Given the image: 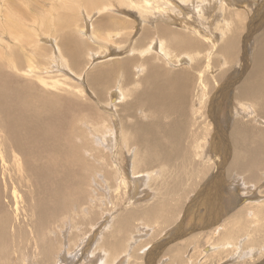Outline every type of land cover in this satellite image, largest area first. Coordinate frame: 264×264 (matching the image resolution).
Returning <instances> with one entry per match:
<instances>
[{"label": "rangeland", "instance_id": "374dc122", "mask_svg": "<svg viewBox=\"0 0 264 264\" xmlns=\"http://www.w3.org/2000/svg\"><path fill=\"white\" fill-rule=\"evenodd\" d=\"M42 1L43 0H0V4H2V8L0 9H3L4 13H6L7 7L13 3V6L15 8V12L13 15L16 16L17 13H21L22 17H27L26 19L23 18L24 26L22 28L29 32L31 30L35 34L31 36V38H27V41L25 43L21 38H17V40L14 39V37H17L18 30H14L13 32L9 33L10 31L8 30V28L2 27L5 28L7 32H2L5 35L1 34L0 32V37H2L4 42H6V44L3 45L4 48L0 45V59L2 61H15L13 59L20 58V65L23 66V70L29 69L28 64L30 62V59H36V61L33 62L41 65V69L43 70L40 71H43L42 74L48 79V81H60L61 86L65 85V83H68L66 84V87L68 88H71L72 84L74 85V87L71 88L69 92L74 90L75 94L73 92H70L69 94H71L72 96L77 94L76 96H74V98L72 96L71 97L76 103H78L79 107L82 106V108H84H76L73 112L75 114V111H78L76 114L79 115V122L76 131L79 130L82 136L81 144H85L87 149L91 148L95 152L94 154L90 153V151L87 150L85 154H81L79 157L80 162L83 163L86 169L90 170V172L92 173L89 174V179H86L87 183L84 182L83 185L78 187V189H80L79 191L81 192L80 197L65 199V207L59 209L58 214L55 215L52 219L46 220L53 223L54 225L55 219L63 221L61 223V226L55 225V228L57 230H59L61 227L63 228V230L59 234L65 239V246L67 245L68 232L72 234V237L74 239H81L84 230L88 229L89 231H92V237L90 240V244L85 247L84 253L82 255H84V258H86V251L90 246H92L90 251L94 250L96 254L99 255L100 251L96 248L95 242L98 239L103 226H100L101 223L98 222L96 224L98 225V228L92 229V224H94L95 221L99 218V214L103 212H106L107 214L109 213L115 220L118 215L128 207H138V209L140 210L145 206L147 207L148 205H152L151 202L155 200V195L157 192L156 188L158 184L166 178L165 177L160 181H156L158 179V170L156 168L152 169L149 166H154L158 161H162L163 154H157L156 147H154L155 154L151 151H147L145 143L148 141L151 143H156V140L154 139L155 137L152 136H154L153 130L155 131L158 127V120L156 119L157 121L155 122L151 115L156 112V109L164 107L160 106V102L149 104V101L152 100L151 97L154 96L155 91L153 90V85L151 84L150 80L148 82H145V80H148V77L151 74L148 66L153 64H159V66L162 67V71L165 70L174 77L178 76V78L176 77V80L178 82L176 83L175 87V91L178 93L176 98L184 106H181L182 104L175 100V98L173 102L176 103L177 101L178 105L180 104V106H177L179 107L181 112L185 108H187L186 114H191L193 120V114L196 113L197 116H201V118L198 119V121L201 119L199 123L205 128L204 132L208 131V133H210L211 135L207 139V142L210 143V145L208 144L209 146L207 145L206 147V144L202 143L201 157L199 158V161H201L203 164H208V168L204 169L201 172L192 173L188 176V187L193 188L187 191V203L182 210V217L180 218V220L176 224L174 223L175 225H171L169 220L167 223L168 228L152 242L153 247L151 249L148 248L149 250L147 248L140 249L139 252L141 254L145 253V264H152L155 260V264H167L169 259L167 255L164 256V253H166L167 248L172 243L175 244V241L183 237H192L193 234L197 233L198 231H204L206 229L209 230L211 227L208 228L206 224H214L215 222L214 225H217L218 223L222 222L230 213L236 210V207H239V209L243 207V200L250 201L259 199L264 196V150H262L261 148L264 145V125H262L264 121L259 119V116L261 117L259 107L257 108V106L255 107L254 105L252 109H250L247 103L246 105L245 103H243L244 101H249L250 103V100H247V98L244 97L245 92L250 89L252 91L258 90L261 83V80L257 78L258 80L256 82H250L257 84V86L255 84L250 85V88L247 89L249 87L247 79L252 69L255 68L258 63H264V0H238L240 2H237L236 5L234 2H231V0H226L227 2L225 0H216L217 6H214V10L216 9L215 11L210 7V0L204 1L208 5L203 10H201L199 6L195 7L194 5H188L184 3L182 4V2H180L181 0H177L180 4H182V8H178V11H175L176 13H171V9L169 12L175 16H171L169 19H160L158 15L164 13L175 5H165V3L161 0H146V2L144 3L145 6L144 8H142V10L139 9V6L137 5L141 0H130L129 2L124 3H120L117 0H109L112 6H106V10L103 11L98 9L100 6H102V3H98L92 7H87L86 4L82 3L85 8L80 7L78 9V6L80 4L79 2L77 4V7L69 12L66 8L60 9V11H62L63 9L65 10L64 16L67 19L66 24H61L62 19L60 21H57V23L55 24L53 22L48 23L37 15H32L30 11L41 10V5L56 4V0H45V3L43 1L44 4H41ZM29 4L31 6L28 9ZM226 4L229 6H227ZM158 5H160V7H158ZM97 10L99 11V13L97 12ZM91 11L93 17L92 22L94 23V25L92 24V22H89V29H92L95 32L94 35L97 34L95 37L98 40H96V38L93 39L94 37L92 38V36L90 37V32L87 28L86 29L88 33L86 35L79 31L81 28H85V25H88L87 23H84V17L86 12L89 13ZM235 11L240 12L242 16L240 14H236L237 12ZM224 15L225 17L226 15L231 17V19L230 17H227L228 19H230L229 22L228 19L224 17ZM173 18L174 21L177 20L175 21V23H173L174 21L172 22V20H170ZM6 19H9V16H7ZM232 19L234 21H232ZM166 20H168L170 24H172L171 27H173V30L179 31L184 34H191V36L195 38H203V36H206L210 39L213 38L214 40L212 41L214 42V48L208 50L211 44H208L209 42L205 40L204 45L199 49L201 50V53L196 55L193 61L187 58V62L185 59L181 60V62H177L178 64L175 62L174 57H172L173 60L169 58L167 60L168 63L164 59H159L160 55L158 56L155 51L151 54L144 53L143 55H140L137 50L144 48L155 37H159L160 40L164 39L166 47L170 49L173 55H178V53L180 52L187 51V49L179 50V48H176L169 42L167 36L161 37L159 36L160 33H155L156 29L154 25H157V22ZM230 21H232L231 24ZM229 27L231 28L230 30L227 29ZM147 28H149L152 32L150 33V35ZM153 28L155 29V31ZM223 30L226 32L224 33ZM235 30H237V32ZM146 31L148 33H146ZM106 32H112L113 34L115 32H118L120 34L116 35L111 39V41L108 42L103 37ZM49 34L52 35V37L49 39H52V41L56 43L55 46L50 45L51 41L46 40L48 39L46 35ZM40 36L42 39L38 40L37 42V39H39ZM44 37H46V39ZM71 38V41L76 42V45L79 46L80 49V51L77 53L76 61H73L72 59V56L70 54L71 49L67 52V50H69L68 48H72L73 46V43H71L70 41ZM226 41L229 43H227ZM68 42H70V44ZM217 42L218 44H216ZM66 43H68V45L70 46H66ZM80 43H83L85 47H81ZM106 43L108 45H114L112 47L109 46L108 49L106 48L108 46ZM227 44L230 45L228 46L229 48L227 47L228 49L226 48ZM41 46L44 48H41ZM205 46L206 48H204ZM133 48H135L136 50H134L131 56L136 54V56L134 57L138 60L137 63L146 65V70L140 72L139 74L134 73L133 76L132 74H129L127 72L124 73L125 70L123 68H119L120 70L118 68L114 70L115 72H113L112 77L109 78V83H107V85L105 86V94L103 97L104 100H102L101 97L99 98L100 93L99 95L97 94V92H100V90L98 89L97 92L96 90H94L97 89V87L95 88L96 85L92 82L91 76H89V74L93 71L95 73L98 67H113V62L116 61V59L118 60V58H127L126 56H129V51ZM233 48L235 50H232ZM94 49L98 51L101 49V54L98 55V53L94 52V54H97L96 57H88L89 51ZM224 49L227 50H225L224 52ZM2 50L4 52H9L2 53ZM229 50H232L233 53ZM102 51H104V53ZM221 53H223L224 56ZM234 53L235 56L233 57ZM60 54H62L63 58L65 57L64 59L66 60H62L59 58H55V60L53 59L56 55ZM230 56L233 58H231ZM225 57L226 59H228L225 60ZM208 58L209 62L206 60ZM1 60L0 64L2 65ZM201 61H203L202 63H205L207 67L205 71L201 70L199 72L200 74L203 73L205 77V91L201 92V90H199L200 92H198V95L192 105L190 96L192 98V96L197 91V87L200 83V78H195L194 76V74L198 72L194 70L195 68L192 69V67H194V65H202ZM90 62L93 64L88 67L89 69L85 68L86 65H89ZM55 63L57 66L55 65ZM63 64H65L69 68H73V71L75 70L74 72L77 71L79 73H83V78H80L79 81L75 77L62 72L61 69L63 67ZM11 69L9 68V70ZM11 72L16 73V71L14 70H11ZM190 72H192V74ZM115 73L118 74L116 75ZM16 74L19 75L22 79H30L29 81L34 82L39 87H41V85L42 87H44V84L34 77L30 78L26 75H22L18 71ZM117 76L119 77L118 79H116ZM58 79L60 80L58 81ZM119 79H122L123 83L138 82L140 86L133 88L134 93L125 92L124 96L121 99L116 98L117 102L111 106L112 95L110 94L114 95V92L117 90H115V88L118 86ZM165 79L166 77H162V79L159 80V85H161V92L159 93L158 97L166 99L167 101V94L169 93L170 85L167 86ZM18 81L20 82L21 86L24 85L21 83V79H19ZM70 83L71 85H69ZM96 83H98V81ZM144 83H146V86ZM177 85L179 86V88H177ZM1 86L2 87H0V93H2L1 88L3 87H6V90L20 88L17 90H19L18 92L21 91V87L16 83L9 84L7 81V84L5 86L3 84H1ZM47 89L58 91L52 87H48ZM60 91H58V93ZM66 96L68 95H65V97ZM242 97L243 99H245L243 100ZM181 98H183L182 100H185L186 102H183ZM118 99L120 102H118ZM254 99H252L251 101L253 102L254 100L259 102L256 97ZM102 101L103 103L101 104ZM256 103L254 102V104ZM198 111H200V113H198ZM246 111L251 112L250 114H247ZM172 118L177 120L176 124L172 122ZM190 118L191 117H189L185 121L181 120L180 122L179 120L182 118L179 117L178 119V116L175 117V115L174 117L171 116L169 118H165L163 116L160 118V120H163V124H170L169 128L174 133V136L170 137L172 139L170 141H168L167 138H163L165 141L169 142L171 148H168L169 146H166L168 144H162L163 146H166L165 148H167L169 152H171L172 149L173 156H171L170 163L173 161L176 168L180 169L179 171H177L178 176L182 174L183 169L178 159L181 157H177L176 155H174V149L175 145H178V143L180 142L181 131L184 130L182 127L184 126L186 129L189 128V126L187 125H189ZM202 120L204 121L202 122ZM203 123H207L208 126L207 124H205L207 127L204 126ZM144 124L146 125V128H144ZM102 126H104V128ZM175 126L180 128H176ZM111 127L114 134L113 141L117 149H115V152H112L110 150V147L106 145V137L104 134H102L103 129L109 130ZM125 129L128 132V137L123 135V131ZM172 129L176 130L174 131ZM178 129L181 130L179 131ZM242 134L247 135L249 139L252 138V142L246 140L247 138L245 135L243 136V139H241ZM141 137L144 138V140H142ZM149 137H152L153 141H150L151 139H148ZM146 138L148 140H146ZM221 138L225 140V146H223ZM173 139L175 142L173 141ZM77 140L78 136L76 134V141ZM125 141H127V145H134V147L132 146L130 149L128 147H125ZM234 141H236V144ZM234 144L236 149H241L242 151L233 152V150L231 149ZM118 148H120V150L122 149V151L118 152ZM158 148L159 147L157 146V149ZM136 151L139 153L138 156L135 155ZM157 151H160V149H158ZM239 153L241 156L239 155ZM145 157L148 161H143V158ZM235 158H239V161H235ZM253 158H256L257 160ZM140 160H142L143 162H141ZM106 162H110V166H108ZM115 162H117V165L119 166H117ZM255 162H257L258 165H254L256 164ZM170 163L169 170H171V168L173 167L170 166ZM250 163L252 167L253 165L255 166L253 168L251 167V170L247 167L248 165H250ZM145 164L147 165L146 167ZM234 164L236 165L234 166ZM12 167L14 171L17 168L14 161H12ZM192 167L195 168V165L193 164ZM254 168L259 170L257 171ZM250 171H252V173ZM237 173L241 176L252 178V182H247L245 181V179H242V181L241 178L243 177L240 176H237V178H235L233 175ZM208 174H210V176H207L208 178H205V176ZM14 178L17 180L14 185L16 186V189L20 190L22 194L27 193L24 199L29 205V211L31 212L32 209L36 208L34 205L37 199V197H35L36 192H34L36 190L33 187L31 189L30 185L27 187L25 186V183H23L25 179L24 174L16 173L14 174ZM137 179L141 181L139 183L141 184V186L136 182ZM206 179L208 180V182H206ZM253 179L257 182L256 185H254L255 183ZM10 183L12 184V182ZM242 183L246 184V188ZM192 190L193 192H191ZM227 191L232 196L233 192H235L234 196L236 197L241 194L242 195L241 197H239V199L234 198V205H231L232 207H228L227 211H223V209L225 208V204H227V202L229 203L230 198H232V196ZM124 192L126 196L124 195ZM180 195L184 198L186 197L184 193H181ZM64 196H66V194ZM131 196L132 198H130ZM91 198L93 200H91ZM23 200L20 202V205L22 206L23 204H25V206H27L25 202L23 203ZM32 200H34L35 202ZM118 201L121 203L117 204ZM141 206L143 207L141 208ZM92 207L98 208V211L94 214L90 213V209ZM101 207H103V209H101ZM48 211L52 212L53 208L50 207ZM210 211L213 213H211ZM177 213L173 214V217H175ZM104 220L105 218L103 219V223ZM205 221L208 222L205 224ZM181 223H183V226H179V224ZM138 228L146 229L145 225H141ZM151 231L152 229L149 228L148 234H152ZM52 233L53 236L56 237L57 233L55 232V230L49 232V235H52ZM147 235H144V239L147 238ZM161 236L164 237L163 240L165 248L163 250H160L159 252V245L163 242V240L159 242L157 240ZM205 239L206 238L203 236L197 237V244L200 245V249L203 247ZM243 240L244 238H242L241 241ZM199 241H202V246L200 243H198ZM179 243L184 248L185 244L181 243V241H178V244ZM131 246L128 252L129 254L125 257H121L120 261H123L121 264H128V261L130 260L129 257L131 255ZM157 248L158 253L154 255V252L157 251ZM193 251L195 252V250L191 248L189 251H187L186 254L184 253L186 258L189 257L187 259H190L187 264H192V261H194L193 264L205 263L206 257L205 259L204 256L201 257L200 255L194 257V255H191ZM198 251L197 253L200 252ZM66 254V250L63 254H60L66 256L65 262L63 264H80L77 259L75 260L70 257L73 255V257H75L76 253L74 254L73 252H71V254L69 255ZM87 256H89V260H93L91 259L93 256L90 255V252ZM149 256L152 257L150 258ZM217 257L219 256H215L213 258L216 259ZM96 258L98 257H94V259ZM195 258H197V262ZM147 260L152 261V263H148ZM255 260L250 261L248 257L245 258L243 257V255L239 256V252L237 250L234 254L229 255L226 259L221 261L220 264H264V257L261 260Z\"/></svg>", "mask_w": 264, "mask_h": 264}, {"label": "bare ground", "instance_id": "6f19581e", "mask_svg": "<svg viewBox=\"0 0 264 264\" xmlns=\"http://www.w3.org/2000/svg\"><path fill=\"white\" fill-rule=\"evenodd\" d=\"M43 1L45 3V0ZM43 1L41 2V4H44ZM117 1L120 3H124V2H129L130 0H117ZM161 1H163L165 5H175V6H172L170 9H168L164 13L159 14L158 17L160 19H164V18L169 19L171 16H175V15H172L171 13L172 12L176 13L178 11V8H182L183 3L188 4V5H194L195 7L199 6L201 10H203L208 5L207 3L204 2L206 0H185V1L181 0L180 2H182V4H180L177 0H161ZM79 2L80 4L78 6V9L80 7L85 8L82 5V3L86 4L87 7H92L98 3H102V6L98 8L101 11L106 10L105 9L106 6H109V5L112 6L109 0H56V4L41 5V10H32L30 11V13L32 15H37L38 17H40L41 19L45 20L48 23L53 22L56 24L57 21H60L62 19L61 24L63 23L66 24L67 19L64 16L65 10L63 9L62 11H60V9L66 8L69 12L75 9ZM145 2L146 0H141L137 4L139 6V9L142 10V8H144ZM231 2H234L236 5L237 2H240V1L231 0ZM241 2H246V1H241ZM11 5L7 7L6 13L3 12V9H0V32L3 35L5 34L2 32H7L6 29L2 27L8 28V30L10 31L9 33L13 32L14 30H18L17 37H14V39L17 40V38H21L22 41L26 43L27 38L29 37L31 38V36L35 34L31 30H30L31 32L30 33L29 31L22 28L24 26L23 18L26 19L27 17L26 16L22 17L21 13H17L16 16L13 15L15 12V8L13 6V3ZM30 6L31 5L29 4L28 9L30 8ZM214 6H217L216 0H210V7L213 10H214ZM158 7H160V5H158ZM0 8H2V4H0ZM171 9L174 11H172ZM170 10H171V13L169 12ZM238 11H235L237 12L236 14H240V12ZM97 12L99 13L98 10ZM89 13L86 12L85 17H84L85 22L83 21L84 23H87L88 25H85V28L83 27L79 30L81 33L85 35L88 33L87 29L90 28L89 22L91 23L92 18H93L91 14L92 11ZM5 16L6 17L9 16L10 20L6 19ZM227 17H230V16L226 15L225 18ZM230 19H228V22ZM233 19L232 21H234ZM170 20H172L173 22L174 18ZM175 21L173 23H175ZM232 21H230V24ZM92 24L94 25L93 22ZM156 24L157 25H154L156 31L153 28L156 34L160 33L159 36L161 37L167 36L169 42L172 45H174L176 48H179V50L187 49V51L180 52L178 53V55L176 54L173 55L170 49L166 47L164 39L160 40L159 37H155L144 48L137 50V52H139L140 55H143L144 53L151 54V53H154L155 51L158 54V56L159 55L163 56V57L159 56V59H164L168 63L167 60L169 58L173 60L172 57H174L175 62L177 63L185 59L187 62V58L193 61L196 55L201 53V50L199 49L201 48V46L204 45L205 40L209 42L208 44H211L208 50H210L211 48H214V42L212 41L214 40L213 38L210 39L203 35H202L203 38L201 37L195 38V37H192L191 34H184L179 31L173 30V27H171L172 24H170L168 20L157 22ZM227 29L230 30L231 28L229 27ZM147 30H149V35H150V33H152L151 30L149 28H147ZM235 31L237 32V30ZM89 32H90L89 33L90 37L92 36V38L94 37L93 39H95L96 38L95 36L97 34L94 35L95 32L92 29H89ZM225 32L226 31H224V33ZM146 33L148 32L146 31ZM118 34L120 33L115 32L113 34L112 32H106L103 35V37L106 41L109 42L111 41L112 38H114ZM49 35H46L48 39H46V37L44 38L47 41H51L50 45L55 46L56 43L52 41V39H49L52 37V35L51 34ZM41 36L39 37V39H37V42L38 40L42 39ZM71 40L72 38L70 39V41ZM96 40L98 39L96 38ZM218 42L216 44H218ZM232 42H233V39H232ZM68 43L70 44V42ZM68 43H66V46H70L68 45ZM71 43H73V46L72 48L69 47L68 48L69 50H67V52L70 51L71 49L70 54L72 56V59L73 61H76L77 53L80 51V49H79V46L76 45V42L71 41ZM4 44H6V42H4L2 37H0V45L3 48H4L3 46ZM113 45L114 44H109L106 48L109 49V46L112 47ZM80 46L85 47L83 43H80ZM228 46L230 45L227 44L226 48ZM41 48H44V47L41 46ZM204 48H206V46ZM227 49H224V52ZM100 50L98 51L94 49V50L89 51L88 57H92V58L96 57L97 54H94V52L98 53L99 55L101 54ZM134 50L136 49L133 48L129 51L130 54L129 56H126L127 58L125 59L118 58V60L116 59V61L113 62V65H114V66L112 65L113 67H107V68L98 67L95 73L93 71L89 74V76H91L92 82L95 83L96 85L95 88L97 87V89H94V90H96V92L98 89L100 90V92H97L98 95L100 93L99 98L101 97L102 100H104L103 97L105 94V86L107 85V83H109L108 82L109 78L112 77L113 72H115L114 70H116L117 68L118 69L123 68L125 70L124 73L127 72L129 74H132V76L134 73L139 74L140 72H143L146 70V65L137 63L138 60L134 57L136 56V54L131 56ZM232 50H235V49L233 48ZM232 50H229V51H232ZM1 52L6 53L7 51L4 52L2 50ZM102 52L104 53V51ZM60 55H56L53 59L55 60V58H59L63 60L65 57L63 58L62 54ZM234 56H235V53L233 54V57ZM227 59L225 57V60ZM13 60L15 61H6V60L2 61L1 60L2 65L0 64V87H2L1 84L5 86L7 84V81L9 84L16 83V84H19V86L21 87L20 92H18L19 90H17L20 88L6 90V87H3L1 88L2 93H0V264H63L65 262L66 256L65 255L63 256L60 254H63L65 250L68 255L71 254V252H73L74 254L76 253L75 257H73L74 255L70 257H72L75 260L77 259V261L80 262V264H117V263L121 264L123 262V261H120L121 257H125L126 255L129 254L128 252H129L131 245H132L131 255L129 257L130 260L128 261V264H145L146 263L144 261L145 253L141 254L139 252L140 249L142 248L151 249L153 247L152 242L155 239H157V237H159L168 228V225H167L168 221L170 220V224L173 225L174 223L176 224L180 220V218L182 217L181 216L182 210L185 204L187 203L186 202V199L188 197L187 191L193 188V187L191 188L188 187V176L192 173L201 172L204 169L208 168V164H203L201 161H199V158L201 157L202 143H205L206 147L208 144L210 145V143L207 142V139L210 137L211 134L208 133V131L204 132L205 128L199 123L201 119L198 121V119L201 118V116H197V114L195 113L193 114L194 115L193 116L194 120H193L191 114L190 115L186 114L187 108H185L182 112L180 111L178 106H180V104L182 103H180V101L177 100L176 96L178 95V93L175 91L176 83L178 82L176 79L178 78V76H176L177 77L176 78L172 76L169 72L165 70L162 71V67L159 66V64H153V65L148 66V69L149 71H151V74L148 77V80H145V82H148L150 80L151 84L153 85V90L155 91L154 92L155 94L153 97H151L152 100L149 101L150 102L149 104L160 102V106H164L163 108L156 109L155 110L156 112L151 115L153 119L155 120V122L158 120L157 121L158 127L155 131L153 130L154 136H152V137H155L154 139L156 140V143L154 142L151 143L149 141L145 142L147 151H151L152 153L155 154L154 147H156L157 154L159 153L163 154L162 161H158L156 165L154 166L148 165L150 168L152 169L156 168L158 170V179L156 181H160L161 179L166 177L158 184L156 188L157 192L155 195V200L151 202L152 205H148L147 207L145 206L144 208H142L144 205L141 206L142 209L140 210L138 209V207H128L127 209L123 210V212H121L115 220L113 216L109 213L108 214L106 212L100 213L99 215L101 216V218L99 216V218L95 221V223L92 224V229L98 228V225H96L98 222L101 223L100 226H103V229L101 230V233L95 242L96 248L100 251V253L99 255H97L94 250L90 251V249L92 248V246H90L86 251V256H85L86 258H84V255L82 254L84 253L85 247H87L90 244V240L92 237V231L85 229L81 239H74L72 237V234L68 232L67 245H66L67 248H66L65 246L66 241L59 234L63 230V228L61 227L59 230L55 228V225L61 226V223L63 221L55 219V225L51 222L46 221V220L52 219L55 215L58 214L59 209L65 207L66 205L64 204L65 199H72L73 197H80L81 192L79 191L80 189H78V187L83 185L84 182H86V179H89L90 177L89 174L92 173L90 172V170H87L85 165L81 163L79 160L80 155L85 154L87 150H89L90 153L95 154L93 149L91 148L87 149L85 144H81L82 136L79 130L76 131L78 128L77 125L79 122V117H78L79 115L76 114L78 111L77 112L75 111V114L73 111L76 108L77 109L82 108V106L80 105L81 107H79L78 103H76L73 99L74 96H76L77 94L74 96L69 94L70 92L74 93V90L69 92V90L73 88L74 85L72 84V87L68 88L66 87L67 86L66 84L68 83H65V85L61 86V83L59 81L60 79H58L59 82H57V80H55V82L48 81V79L44 77V75L42 74L43 71L42 72L40 71V70H43L41 69V65L33 62V61H36V59L32 58L29 60L30 62L28 64L29 66L28 70L22 69L23 66L20 65V61H21L20 58H16ZM206 60L209 62V58ZM203 61H201V63ZM262 63L263 62L258 63L256 67L252 69L247 79V82L249 83V87L247 89H249L250 85L255 84V83H250V82H254V81L256 82L258 80L257 78H259L261 80L259 89L256 91H252L250 89L247 92H245L244 97L247 98V100H250V103L249 101H244L243 103H245V105L247 103L250 109H252L254 105L255 107L257 106V108L259 107V112L261 115V117L259 116V119L264 121V63L263 64ZM91 64L93 63L90 62L89 65H86L85 68H88ZM64 65L65 64H63V67L61 69L62 72L75 77L79 81H80V78H83V73H79L77 71L74 72L75 70L73 71V68H69L66 65L65 66ZM9 68L10 69L12 68L11 70L16 71V73L18 71L22 75H26L30 78L34 77L38 79L44 84V87H42V85L41 87L37 86L34 82L29 81L30 79L25 80V79L20 78L19 75H17L14 72H11ZM193 68H195L194 70L198 72L194 74V76L195 78H200V83L197 87V91L192 96V98L190 96L192 105H193V102L195 101V98L198 95V92H200L199 90H201V92L205 91L204 89L205 88V77L203 73L200 74L199 72L201 70L205 71L207 67L205 63H202V65L200 66L194 65L192 69ZM99 73H100V78H99ZM190 73L192 74V72ZM162 77L163 78L166 77L165 82L167 83V86L170 85L169 93L167 94V101L166 99H162L158 97L159 93L161 92V85H159V80L162 79ZM118 78L119 77L117 76L116 79ZM19 79H21V83L24 85L21 86L20 82L18 81ZM69 81H72V80H69ZM97 81L98 83H96ZM144 84L146 86V83ZM69 85H71V83ZM255 85L257 86V84ZM137 86H140L138 82L123 83L122 79H119L118 86L115 88V90L116 89L117 90L114 92V95L116 97L113 94H110L112 95L111 96V106L117 102L116 98L121 99L124 96L125 92L134 93L133 88ZM48 87H52L58 91L60 90L61 91L58 93V91L48 90L47 89ZM177 88H179V86ZM128 90H131V91H128ZM65 95H68V96L65 97ZM255 97L259 100V102L254 101ZM174 98L180 103L179 105L177 101L176 103L173 102ZM119 99H118V102H120ZM182 99L183 98H181V100ZM252 99H254L253 102L251 101ZM254 102L255 103L258 102V103L254 104ZM102 103L103 101L101 102V104ZM181 106H184V105L182 104ZM189 108H190V105H189ZM250 112H247V114L248 113L250 114ZM198 113H200V111H198ZM174 115L175 117L178 116V119L179 117L182 118L179 120V122L181 120L185 121L186 119L191 117L189 119L190 120L189 125H187L189 126V128L186 129L184 126L182 127L184 130L181 131L180 142L178 143V145L177 144L175 145V149H174L175 150L174 155H176L177 157H181V158H178L182 165V169H183V172L180 176H178L177 174V171H179L180 169L176 168L173 161L170 163L171 156H173L172 149H171V152H169V150L165 148L166 146L167 147L169 146L168 148H171L170 147L171 145L169 144V142L163 139V138H167L168 141L172 140L170 137H173L174 133L169 128L170 124H165V123L163 124V120H160V118L163 116L165 118L167 117L169 118L171 116L174 117ZM203 121L204 120H202V122ZM172 122L176 124L177 120L172 118ZM203 124L204 126H206L205 124L207 123H203ZM262 125H264V122ZM102 127L104 128V126ZM144 128H146L145 124H144ZM176 128H180V127H176ZM76 134L78 136L77 141H76ZM102 134H104L106 137V140H107L106 145L110 147V150L112 152H115L116 147L113 141L114 134H113L112 127L109 130L103 129ZM123 135L128 137V132L126 131V129L123 131ZM244 135L245 134L241 135L242 136L241 139H243ZM245 136L247 138L246 140H249V142H252L251 141L252 138L249 139L247 135ZM152 137L151 138L149 137L148 139H151L150 141H153ZM141 139L144 140V138L142 137ZM148 139L146 138V140ZM224 142L225 140L222 139L223 146H225ZM234 142L236 144V141ZM162 143L168 144V145L163 146ZM235 144L234 146H232L231 150H233V152H236V151L241 152L242 151L241 149H236ZM124 146L128 147L129 149L132 146L134 147V145H130V144L127 145V141L124 142ZM157 146L159 147L158 149H160V151H157L158 150ZM261 148L262 150H264V145ZM118 149H119L118 152L122 151V149L121 150L120 148ZM203 151H204V148H203ZM138 154L139 153L136 151L135 155L138 156ZM143 159H144L143 161L147 160L146 157ZM235 159H236L235 161H237L239 158H235ZM253 159H256V158H253ZM12 161L15 162L16 167H17L15 171L12 167ZM140 161L143 162L142 160ZM106 163L108 164V166H110V162H106ZM115 163L117 165V162ZM169 163H170V166H173L171 170H169ZM255 163L256 164L254 165H258L257 162ZM193 164L195 165V168L192 167ZM235 165L236 164H234V166ZM250 165L247 166L249 169L252 167V165L251 166ZM254 165L253 167H255ZM146 166L147 165L145 164V167ZM255 170L258 171L259 169H255ZM250 172L252 173V171ZM16 173L24 174L25 179L23 183H25V186L27 187L30 185L31 189L33 187L36 190L34 191L36 192L35 197H37L36 202L32 200L35 202L34 205L36 208L32 209L31 212L29 211V205L26 203V200L24 199L27 193L22 194V192H20V190L16 189V186H14L15 183L17 182V180L14 178V174ZM207 176L209 177L210 174L206 175L205 178ZM233 176L235 178H237V176H240V177H243L241 178V180L245 179V181L247 182H252V178L241 176L238 173L234 174ZM179 177H180V180H179ZM10 182H12V184ZM136 182L139 184L141 181L137 179ZM206 182H208V180ZM254 183H255L254 185H256L257 182L254 180ZM139 185L141 186V184ZM243 185L245 186L246 184H243ZM125 192H124V195H125ZM191 192H193V190ZM181 193H184L186 197L184 198L183 196H181L180 195ZM65 194L66 196H64ZM234 194L235 192H233V196L230 194L232 198H230L229 203L227 202L228 199L226 200L227 204H225V208H224L225 210L223 209V211H227L228 207H232L231 205H234L235 203L234 198L239 199V197H241L242 195L241 194L238 197H236L234 196ZM132 196H136V195H132ZM132 196L130 198H132ZM22 200H23V203L25 202L27 204V206H25V204H23L22 206L20 205V202ZM91 200L93 199L91 198ZM220 201H223V200H220ZM243 202H244L243 207H241L240 209L239 207H236V210L230 213L222 222L218 223L217 225H214L215 222L214 224H206L208 221L207 222L205 221L204 223L208 226V228L211 227L210 228L211 230L206 229L204 231H198L195 234L191 232L193 234L192 237H183L175 241V244L172 243L170 246L168 244L169 247L167 248L166 253H164V256L167 255L169 259L167 264H187L190 259H187L189 257L186 258L185 254L191 248L195 250V252L193 251L191 254V255H194V257L199 256V255L201 257L204 256V259L206 257L205 263L203 264H215V263L220 264L221 261L226 259L229 255L234 254L237 250L239 252V256L243 255V257L245 258L248 257L250 261L255 260V259L261 260L264 257V196L259 199H254L250 201L243 200ZM119 203L121 202L118 201L117 204ZM50 207L53 208L52 212L48 211ZM221 207H224V206H221ZM101 209H103V207H101ZM97 211H98V208H95V207H92L90 209L91 214H94ZM175 213H177V215L173 217V214ZM104 218L105 220L103 223ZM141 225H145L146 229H139L138 227ZM179 226H183V223L179 224ZM149 228L152 229L151 232L153 235L148 234ZM53 230H55V232L57 233L56 237L53 236V233L52 235H49V232ZM197 234H200V235H197ZM144 235H147L146 239H144ZM163 236H161L157 241L159 242L163 240L165 237ZM200 236H203L206 238L204 240L205 241L204 245L201 249H200V245L197 244V241H198L197 237H200ZM242 238H244L243 241H241ZM178 241H181V243L185 244L184 248L180 245V243L178 244ZM201 242L202 241H199L198 243H200L202 246ZM164 246L165 244L163 240V242L159 245V252L160 250H163L165 248ZM197 251L199 253H197ZM89 252H90V255L93 256L91 258L93 260H89V256H87ZM154 253H153L154 255L158 253V248H157V251H155ZM215 256H219L216 258L217 260L213 258ZM94 257H98V258L94 259ZM195 259L197 262V258ZM150 260H147L148 263H152V261ZM155 261L152 264H155ZM192 262L194 263V261Z\"/></svg>", "mask_w": 264, "mask_h": 264}]
</instances>
